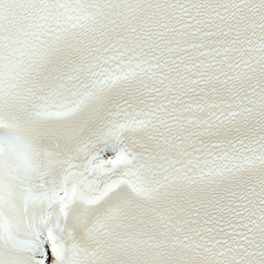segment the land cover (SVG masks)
Returning <instances> with one entry per match:
<instances>
[{
  "label": "snow or ice",
  "instance_id": "6c2138e0",
  "mask_svg": "<svg viewBox=\"0 0 264 264\" xmlns=\"http://www.w3.org/2000/svg\"><path fill=\"white\" fill-rule=\"evenodd\" d=\"M0 264H264V0H0Z\"/></svg>",
  "mask_w": 264,
  "mask_h": 264
}]
</instances>
